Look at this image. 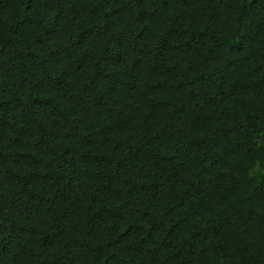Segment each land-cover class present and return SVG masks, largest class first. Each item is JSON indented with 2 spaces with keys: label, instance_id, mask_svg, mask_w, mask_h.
I'll list each match as a JSON object with an SVG mask.
<instances>
[{
  "label": "trees",
  "instance_id": "1",
  "mask_svg": "<svg viewBox=\"0 0 264 264\" xmlns=\"http://www.w3.org/2000/svg\"><path fill=\"white\" fill-rule=\"evenodd\" d=\"M0 264H264V0H0Z\"/></svg>",
  "mask_w": 264,
  "mask_h": 264
}]
</instances>
